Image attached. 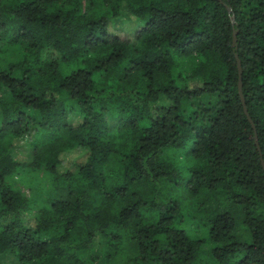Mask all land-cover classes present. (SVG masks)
Wrapping results in <instances>:
<instances>
[{
  "label": "trees",
  "instance_id": "trees-1",
  "mask_svg": "<svg viewBox=\"0 0 264 264\" xmlns=\"http://www.w3.org/2000/svg\"><path fill=\"white\" fill-rule=\"evenodd\" d=\"M6 47L0 256L95 264L124 230L134 264H264V0H0ZM38 169L52 184L29 224L11 181ZM165 185L217 196L205 255Z\"/></svg>",
  "mask_w": 264,
  "mask_h": 264
},
{
  "label": "rangeland",
  "instance_id": "rangeland-1",
  "mask_svg": "<svg viewBox=\"0 0 264 264\" xmlns=\"http://www.w3.org/2000/svg\"><path fill=\"white\" fill-rule=\"evenodd\" d=\"M86 2L82 1V7L85 6ZM16 52L11 47H6L4 50L0 51V62H7L15 58ZM211 101L210 97H203L202 102ZM21 145V142H20ZM25 148H20L22 151ZM176 157V166L182 171V175H186L187 166L192 163V159L189 155L183 153H173ZM21 158L22 155L18 154ZM71 154L66 156L63 162V166L66 167L65 162L70 158ZM73 156V155H72ZM62 170V169H61ZM19 174V175H18ZM13 177L11 184L14 188L18 189L25 197L28 198V212L27 221L29 224L36 222L38 210L44 206L46 202L48 191L50 190L52 180L42 169L33 170V171H23L18 173ZM162 194L165 196L173 197L176 201L180 202L181 209L183 213L188 215V218H185L182 228L185 230L187 235L191 238L201 240L200 248L202 250V255H205L206 250L211 247V243L206 239V228L202 226V222L205 221V216L208 213H211L215 206H219L218 202L215 201L213 195L206 193L203 198H190L187 196V193H183L182 190L176 191L165 185L161 188ZM180 192L182 193L180 195ZM181 196L183 198H181ZM148 217L147 214H145ZM121 238L115 249V253L110 254L108 257H105V250L108 248L107 244L102 243L99 249L94 248L91 253V256L95 259V264H134L136 251L130 246L127 238L128 233L124 230H120ZM2 264H16L14 257L11 254L5 253L0 256ZM31 264H38L31 263Z\"/></svg>",
  "mask_w": 264,
  "mask_h": 264
},
{
  "label": "water",
  "instance_id": "water-1",
  "mask_svg": "<svg viewBox=\"0 0 264 264\" xmlns=\"http://www.w3.org/2000/svg\"><path fill=\"white\" fill-rule=\"evenodd\" d=\"M232 39L234 40V32H232ZM237 69L239 70V64H238V62H237ZM238 74H239V72H238ZM238 86H239V84H238ZM243 111L246 114L245 108H243ZM261 166L264 169V165H263L262 161H261Z\"/></svg>",
  "mask_w": 264,
  "mask_h": 264
}]
</instances>
